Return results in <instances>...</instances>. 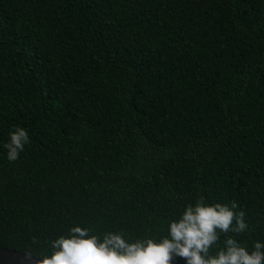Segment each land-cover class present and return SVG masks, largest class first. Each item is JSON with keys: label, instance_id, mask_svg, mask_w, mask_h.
Returning <instances> with one entry per match:
<instances>
[{"label": "trees", "instance_id": "obj_1", "mask_svg": "<svg viewBox=\"0 0 264 264\" xmlns=\"http://www.w3.org/2000/svg\"><path fill=\"white\" fill-rule=\"evenodd\" d=\"M200 196L264 243V0H0V247L159 238Z\"/></svg>", "mask_w": 264, "mask_h": 264}, {"label": "clouds", "instance_id": "obj_2", "mask_svg": "<svg viewBox=\"0 0 264 264\" xmlns=\"http://www.w3.org/2000/svg\"><path fill=\"white\" fill-rule=\"evenodd\" d=\"M30 143L28 132L16 127L4 147L7 159L14 162ZM236 200L229 204H208L200 196L188 203L178 218L168 221V234L159 238L145 236L135 240L125 233L91 234V229L79 225L71 227L51 241V252L40 254L36 264H173L176 257L186 264H264V243L255 242L252 249L229 233L242 234L248 228L245 213L236 211ZM223 247L210 254L214 246ZM33 243H39L33 237Z\"/></svg>", "mask_w": 264, "mask_h": 264}, {"label": "water", "instance_id": "obj_3", "mask_svg": "<svg viewBox=\"0 0 264 264\" xmlns=\"http://www.w3.org/2000/svg\"><path fill=\"white\" fill-rule=\"evenodd\" d=\"M36 260L29 254L0 247V264H36Z\"/></svg>", "mask_w": 264, "mask_h": 264}]
</instances>
